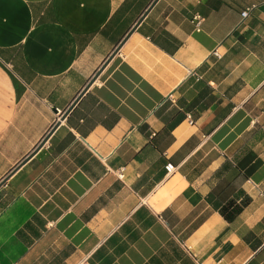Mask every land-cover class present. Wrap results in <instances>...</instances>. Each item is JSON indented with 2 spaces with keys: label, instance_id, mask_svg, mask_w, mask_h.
I'll return each instance as SVG.
<instances>
[{
  "label": "crops",
  "instance_id": "1",
  "mask_svg": "<svg viewBox=\"0 0 264 264\" xmlns=\"http://www.w3.org/2000/svg\"><path fill=\"white\" fill-rule=\"evenodd\" d=\"M152 1L0 0V264H264V0Z\"/></svg>",
  "mask_w": 264,
  "mask_h": 264
},
{
  "label": "trees",
  "instance_id": "2",
  "mask_svg": "<svg viewBox=\"0 0 264 264\" xmlns=\"http://www.w3.org/2000/svg\"><path fill=\"white\" fill-rule=\"evenodd\" d=\"M249 200V196H245L240 203L234 202V200H229L226 204L220 207V211L223 216L227 219H233L235 215L241 210L242 206Z\"/></svg>",
  "mask_w": 264,
  "mask_h": 264
},
{
  "label": "built area",
  "instance_id": "3",
  "mask_svg": "<svg viewBox=\"0 0 264 264\" xmlns=\"http://www.w3.org/2000/svg\"><path fill=\"white\" fill-rule=\"evenodd\" d=\"M248 10H249V7L243 9V10L241 11V17H243V18L246 17V16L248 15ZM196 17H197V16H196ZM198 22H199V20H196V23H198ZM56 114H57V115H56V119L58 120V119L61 117V115L63 114V111L60 112V110L58 109L57 112H56ZM187 116L190 118V114H187ZM172 167H173V166H172L170 163H167V164H166V168H167V170H171ZM117 175H118L119 177H122L123 172H122V169H121V168H119ZM76 264H85V263H84V262H78V263H76Z\"/></svg>",
  "mask_w": 264,
  "mask_h": 264
},
{
  "label": "water",
  "instance_id": "4",
  "mask_svg": "<svg viewBox=\"0 0 264 264\" xmlns=\"http://www.w3.org/2000/svg\"><path fill=\"white\" fill-rule=\"evenodd\" d=\"M153 1H154V0H153ZM153 1H152V2H153ZM150 5H151V4H150ZM144 13H145V12H144ZM118 47H119V46H117V47L112 51V54L115 53V52L118 50ZM86 86H87V85H86ZM86 86H85V87H86ZM85 87H84V88H85ZM81 92H82V90H81ZM74 101H75V100H74ZM74 101H73V102H74ZM73 102H72V103H73ZM71 105H72V104H71ZM71 105H70V106H71ZM70 106H68V108L63 112V114L61 115V117H62V116L64 115V113L70 108ZM56 124H57V121L55 122V124H54L53 126H55ZM46 136H47V134L41 139V141L38 143L37 147L40 146V145L43 143V141L45 140Z\"/></svg>",
  "mask_w": 264,
  "mask_h": 264
}]
</instances>
